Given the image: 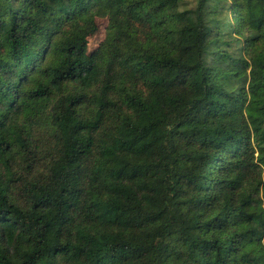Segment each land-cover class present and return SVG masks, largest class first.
Segmentation results:
<instances>
[{"label": "trees", "instance_id": "obj_1", "mask_svg": "<svg viewBox=\"0 0 264 264\" xmlns=\"http://www.w3.org/2000/svg\"><path fill=\"white\" fill-rule=\"evenodd\" d=\"M181 4L0 0V264H264V0Z\"/></svg>", "mask_w": 264, "mask_h": 264}, {"label": "rangeland", "instance_id": "obj_2", "mask_svg": "<svg viewBox=\"0 0 264 264\" xmlns=\"http://www.w3.org/2000/svg\"><path fill=\"white\" fill-rule=\"evenodd\" d=\"M197 5V0H182L181 8L187 9ZM232 5V4H230ZM264 18V14L261 15ZM226 19H229L230 23L235 25V17L232 10L228 6H219L212 16V21L214 25H224ZM99 31L91 38V49H94L105 37L106 28L108 22L106 19H98ZM235 27H233V30ZM222 37L224 40L236 39V33L232 32L230 36L227 34L229 31L222 28ZM246 36L251 40L256 36L255 31L250 29L246 30ZM247 47V46H246ZM245 46H242V50L246 55L251 54L250 50H247ZM247 115H252L255 117H264V113L256 112L254 110L247 112ZM37 136H42L43 140L48 141V134H45V128L37 127ZM41 151V149H39ZM237 224L242 231H250L254 237L255 242L247 247L250 251V257L256 256L263 250V240H264V184L260 190L254 196V202L243 210V213L239 214L237 217Z\"/></svg>", "mask_w": 264, "mask_h": 264}]
</instances>
